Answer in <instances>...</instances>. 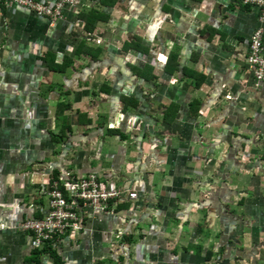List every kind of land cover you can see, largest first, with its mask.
I'll use <instances>...</instances> for the list:
<instances>
[{
  "label": "crops",
  "instance_id": "0c3cea01",
  "mask_svg": "<svg viewBox=\"0 0 264 264\" xmlns=\"http://www.w3.org/2000/svg\"><path fill=\"white\" fill-rule=\"evenodd\" d=\"M82 3L106 12L108 22L88 33L72 10L50 25L25 7L0 8V264H56L48 252L36 254L20 229L46 213L55 172L63 187L69 177L93 174L120 189L116 208L128 204L81 212L80 229L51 246L61 264L209 263L202 236L212 232L234 264L251 255L242 244L254 236L261 244L254 264H264V83L255 86L246 59L260 9L243 0ZM134 38L146 52L125 49ZM83 40L100 51L96 60L76 58ZM49 53L59 64L74 59L73 67L51 71ZM186 68L204 79L197 91L185 88ZM102 84L109 94L97 96ZM55 86L71 91L73 106L65 115L74 133L62 146L51 138L62 122ZM122 97L137 106L123 113ZM194 100L201 102L196 118L189 116ZM165 106L177 107L171 124ZM78 111L91 126H78ZM112 129L127 139L108 135ZM131 235L135 243H123Z\"/></svg>",
  "mask_w": 264,
  "mask_h": 264
},
{
  "label": "built area",
  "instance_id": "2783aa9c",
  "mask_svg": "<svg viewBox=\"0 0 264 264\" xmlns=\"http://www.w3.org/2000/svg\"><path fill=\"white\" fill-rule=\"evenodd\" d=\"M245 5L261 11L260 25L250 38L247 54L248 69L256 87L264 83V0H243ZM82 0H0L2 6L25 7L45 23L54 25L65 17L67 10L78 12ZM78 182V183H77ZM77 182L64 181L66 194L59 189L58 182L51 185L48 209L41 218L31 217L21 224L20 229L31 234L30 244L34 248L45 242L59 239L70 231L81 227V212L85 209L107 213L108 202L121 198L122 192L113 183L101 184L97 176L81 177ZM136 192H129V199H136ZM112 207V210H114ZM110 210V213L112 212Z\"/></svg>",
  "mask_w": 264,
  "mask_h": 264
},
{
  "label": "trees",
  "instance_id": "16d2710c",
  "mask_svg": "<svg viewBox=\"0 0 264 264\" xmlns=\"http://www.w3.org/2000/svg\"><path fill=\"white\" fill-rule=\"evenodd\" d=\"M94 1H98V4H100L101 7H112V6L114 7L118 3V0H94ZM247 6H249V5H246V7ZM83 8H84V5L82 3L80 6V10L78 11V13H79L78 15L85 22L84 29L86 32L93 33V31L95 30V28L99 22L100 23L108 22L109 16L107 15L106 12H102V10L100 8L99 9L98 8H92V9H86V10H83ZM80 43L83 46V49H81L80 46L78 47V49L76 50V55H75L76 58L81 56V55H85V56L89 55V57H91L93 60H96L100 51H98V50L93 51L91 48H87L86 42L84 40L81 41ZM129 48L135 49L136 51H142V52L147 51L146 48H144L140 45V40L137 38H134V40H132L131 42H129L128 44L125 45L126 50ZM46 57H47L46 61H47V65H48L49 69L51 71L57 72V73H66V71L69 68L73 67V64L75 62L74 59H72L70 57H66L65 60L59 64L56 62L54 55L51 53L47 54ZM177 61H178L177 60V54H173L170 58L169 63H168V67L171 66L172 72H173V69H177V65H178ZM144 69H145V71L151 70L148 66H146ZM183 74H184L185 79H191L189 85H188V80H187L185 88L189 89L191 86H193L194 90L197 91L201 87L204 79L199 74H197V72L186 68V69H184ZM141 75H144V74L141 72ZM152 78L155 79V76H152ZM52 89L57 90L61 96L60 100L58 102V105H57V113L56 114H57V120L58 121L61 120L62 122L60 123V125H61V129H59L60 134L53 132L51 134V138L57 146H62L65 144H69L71 142L70 139L72 138V134L74 133V128H73V126L70 123L69 118H68L69 116L67 117L65 115L68 111H71L73 108L72 104L67 99V96H69L71 94V91L65 90V89L63 90L62 87H57V86H55ZM109 91H110L109 85L108 84H102L101 87L99 88V93L97 94V96L99 94H109ZM93 96H95V94ZM122 103H123L122 104V106H123L122 112L123 113H125L129 110L131 111L132 109H134L137 106L134 98L122 97ZM165 107L166 108L164 110V116H163L164 119L163 120L165 121V123L171 124L175 121V115L177 113V111H175V108H177V107L176 106H170V107L165 106ZM200 107H201V102L194 100L190 104L189 116L192 118H196L199 111H200ZM76 115L78 118L77 123H78V126L80 128L85 129L86 127H89L92 125V123H93L92 120L87 118L85 112L78 111L76 113ZM99 124H101V123H99ZM99 124H97V125L99 126ZM106 133L108 135H111V136H118L120 140L127 139V136L122 134L119 130H114V129L107 130ZM57 176H58V174L55 172L52 180L50 181L51 185L55 182L60 183L59 189L64 194H66L67 190H65V187H63L61 180H59V178H57ZM79 179L80 178H77L76 176H74V177H69L68 179H66V181L68 183H70L73 180L77 181ZM51 185H50V188H51ZM119 199H116V201H119ZM113 202H115V200L114 201L111 200L108 202V206L106 208L107 211L112 210V207L114 206ZM126 207H128V204L123 203L122 205L118 206L117 208L114 207V209L120 210V209H123ZM200 228H201V226H200ZM202 231H203V229H202ZM25 233H28V232H25ZM59 239L52 240L49 242H45L39 248H34L32 246L31 247L34 248L35 251L39 250L38 252H36V254H40L43 251L48 252L49 255L54 259L56 264H61V260H60L59 256L56 254V251H54V249L51 248L52 244ZM123 241H124L123 243H129V244L135 243L136 238H134V236L131 235V236H128L127 238H125ZM211 254L212 253L210 251L207 252L208 257H210Z\"/></svg>",
  "mask_w": 264,
  "mask_h": 264
},
{
  "label": "rangeland",
  "instance_id": "374dc122",
  "mask_svg": "<svg viewBox=\"0 0 264 264\" xmlns=\"http://www.w3.org/2000/svg\"><path fill=\"white\" fill-rule=\"evenodd\" d=\"M250 157V156H249ZM77 182V181H75ZM78 183V182H77ZM127 193V198H129V192L130 191H126ZM130 200H134V199H130ZM115 206V205H114ZM110 213V212H109ZM245 217H244V222H245ZM238 233V237H236L235 239H242L243 236V229L237 231ZM202 238L205 240L204 242V247L203 249L204 254L206 255L207 251H210L212 253V258L209 261V263L207 261H205L204 264H234V262L231 260V258L235 255L234 253L228 252V254L225 253V249L227 248L226 246H222L220 244V238L219 235L216 236L214 232H212L211 237H207L205 238V236H202ZM235 239L232 241L234 242ZM203 241V240H202ZM257 239L253 236L252 240H250V244H242L243 249H244V253L245 255H247L249 252L251 253V255L246 259L245 257H243V255L240 258V261L242 259V261L239 264H254L255 263V259L253 256H256L254 254H252L253 252L256 251V246H260L261 244H257ZM231 245V244H230ZM234 245V248H238L239 244H232ZM229 248V246H228ZM235 250V249H234ZM264 252V244L262 247H260V253L259 255H261ZM257 257V256H256ZM204 258V256L202 257ZM263 258H264V253H263Z\"/></svg>",
  "mask_w": 264,
  "mask_h": 264
}]
</instances>
